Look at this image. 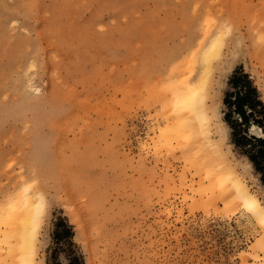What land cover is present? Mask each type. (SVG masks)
<instances>
[{"label": "rangeland", "instance_id": "374dc122", "mask_svg": "<svg viewBox=\"0 0 264 264\" xmlns=\"http://www.w3.org/2000/svg\"><path fill=\"white\" fill-rule=\"evenodd\" d=\"M218 26L234 57L213 72L223 121L234 72L264 103V0H0V203L23 182L43 195L34 264H264L263 224L216 198L214 156L166 117L164 74L190 70ZM223 136L264 207L261 175Z\"/></svg>", "mask_w": 264, "mask_h": 264}, {"label": "bare ground", "instance_id": "6f19581e", "mask_svg": "<svg viewBox=\"0 0 264 264\" xmlns=\"http://www.w3.org/2000/svg\"><path fill=\"white\" fill-rule=\"evenodd\" d=\"M222 27L218 26L211 32L208 31L209 33H203L204 36L199 46L197 45L198 48L200 47L199 52L196 51V55L193 56L190 70L185 66L187 59H179L180 61L173 63L174 67L169 72L167 70L168 74H164V77L167 75L165 77L167 83L164 87L167 92L166 117L175 119L173 129H177L178 134L183 136V133H188L196 138V146L192 145L195 150H210L209 153L217 160L215 163L216 160L213 159L211 166L206 168L204 176L210 181V185L216 188V198L225 207L233 200L240 202V207L264 226V207L249 191L241 175L237 173L238 171L231 168V162L228 163L223 156V129L226 125L219 120L214 109L215 104L213 105V72L218 69H227L234 57L231 56L223 61L217 53L219 47L225 42L224 35L229 29L222 31ZM188 63L191 62L188 61ZM21 185V193L12 198H5V201L0 203V246L7 248L5 259L1 258L0 253L2 263L9 259L11 264L15 259L16 261L12 264H34V249L38 240L37 230L45 211V199L41 193H35L34 187L32 188L29 183L23 182ZM259 244L264 247V235Z\"/></svg>", "mask_w": 264, "mask_h": 264}, {"label": "trees", "instance_id": "16d2710c", "mask_svg": "<svg viewBox=\"0 0 264 264\" xmlns=\"http://www.w3.org/2000/svg\"><path fill=\"white\" fill-rule=\"evenodd\" d=\"M231 91L225 93L223 122L230 131L232 144L240 150L264 185V138L253 136L249 128L264 135V103L247 74L234 72L228 80Z\"/></svg>", "mask_w": 264, "mask_h": 264}]
</instances>
